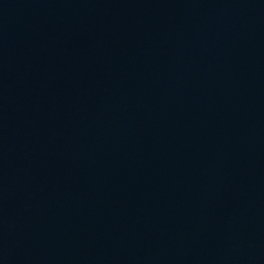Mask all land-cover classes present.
<instances>
[{
    "label": "water",
    "instance_id": "95a60500",
    "mask_svg": "<svg viewBox=\"0 0 264 264\" xmlns=\"http://www.w3.org/2000/svg\"><path fill=\"white\" fill-rule=\"evenodd\" d=\"M0 264H264V0H0Z\"/></svg>",
    "mask_w": 264,
    "mask_h": 264
}]
</instances>
